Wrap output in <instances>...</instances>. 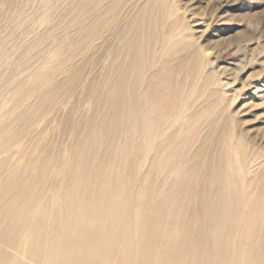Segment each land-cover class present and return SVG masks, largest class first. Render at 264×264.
Wrapping results in <instances>:
<instances>
[{
  "label": "bare ground",
  "instance_id": "6f19581e",
  "mask_svg": "<svg viewBox=\"0 0 264 264\" xmlns=\"http://www.w3.org/2000/svg\"><path fill=\"white\" fill-rule=\"evenodd\" d=\"M73 1L74 22L91 17L88 42L105 38V55L117 44L91 113L75 120L71 104L58 121V142L84 136L75 156L43 142L11 150L72 96L64 81H47L44 100L21 112L0 108V264H264V171L251 173L237 140L218 152L217 118L207 133L195 126L202 47L171 59L160 21L166 0ZM51 3L41 0L37 11ZM48 49L30 81L66 63L60 46ZM69 76L75 85L77 74Z\"/></svg>",
  "mask_w": 264,
  "mask_h": 264
},
{
  "label": "rangeland",
  "instance_id": "374dc122",
  "mask_svg": "<svg viewBox=\"0 0 264 264\" xmlns=\"http://www.w3.org/2000/svg\"><path fill=\"white\" fill-rule=\"evenodd\" d=\"M166 1L160 21L164 24L163 36L173 46L171 59L175 62L181 57L188 59L193 46L202 47L204 80L200 78L197 83L201 82L203 89L202 94L195 96L191 110H197L198 104H203V110H199L201 116L198 115L195 126L199 124L202 133H207L210 120L217 118L214 135H218V152L226 140H237L242 144V156L250 158L251 173L264 171V0ZM40 2L11 0L8 10L0 0V108L1 112H21L24 105L44 100V92L51 86L47 81L53 86L64 81L62 89L73 88L72 96L43 113L26 137L11 145V150L43 142L45 148H55L57 156L70 158L80 151L77 147L84 136L81 134L72 141L67 134L58 142V121L71 104L75 120L91 113L98 101L97 84L117 42L110 44L105 55L102 48L105 38L88 42L86 25L91 17H83L81 23L73 21V0H53L48 8H42L45 13L37 11ZM184 26L190 29L185 30ZM55 45L62 48V62L66 63L59 72L53 63L30 81L29 73L51 56L48 47ZM162 54L161 58L168 56L166 52ZM71 73L77 74L75 85L69 79ZM19 127L13 126L10 132ZM9 156L16 154L11 151ZM204 156H209L208 147Z\"/></svg>",
  "mask_w": 264,
  "mask_h": 264
}]
</instances>
